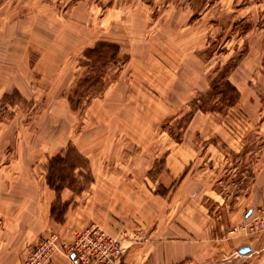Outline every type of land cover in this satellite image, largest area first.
I'll return each mask as SVG.
<instances>
[{
	"label": "rangeland",
	"instance_id": "1",
	"mask_svg": "<svg viewBox=\"0 0 264 264\" xmlns=\"http://www.w3.org/2000/svg\"><path fill=\"white\" fill-rule=\"evenodd\" d=\"M98 41L120 59L72 109ZM69 143L97 179L71 173V154L69 186L50 193L49 158ZM262 219L264 0H0V243L20 264H41L50 237L70 264L93 224L127 245L120 264H264Z\"/></svg>",
	"mask_w": 264,
	"mask_h": 264
},
{
	"label": "trees",
	"instance_id": "2",
	"mask_svg": "<svg viewBox=\"0 0 264 264\" xmlns=\"http://www.w3.org/2000/svg\"><path fill=\"white\" fill-rule=\"evenodd\" d=\"M119 59L120 45L115 42L98 41L83 51V58H81L80 61L81 64L85 65L88 69L85 74L77 79L68 94V101L72 109H77L82 102V95H78V90L81 88L85 90L93 87L97 88L101 83L100 68L110 64H116ZM225 83L234 93L238 94L236 87L231 84L229 80H226ZM200 107L201 106H199V108ZM71 154L76 157V159L69 165L71 173L76 167H81L86 169L88 177H90L87 158L80 151H78L73 144L69 143L64 150L51 156L48 161L46 182L48 186L56 192V194H59L64 187L69 186V183L66 182L67 176L62 174V167L63 164L67 162V158H71ZM69 180L74 182L72 174ZM55 210V204L52 203L50 207L51 215L56 221L62 222L63 211L55 212Z\"/></svg>",
	"mask_w": 264,
	"mask_h": 264
},
{
	"label": "built area",
	"instance_id": "3",
	"mask_svg": "<svg viewBox=\"0 0 264 264\" xmlns=\"http://www.w3.org/2000/svg\"><path fill=\"white\" fill-rule=\"evenodd\" d=\"M44 244L48 250L41 264H51L52 255L59 246L55 237L46 239ZM126 249L121 238L93 224L75 235L67 249V257L70 264H120Z\"/></svg>",
	"mask_w": 264,
	"mask_h": 264
},
{
	"label": "crops",
	"instance_id": "4",
	"mask_svg": "<svg viewBox=\"0 0 264 264\" xmlns=\"http://www.w3.org/2000/svg\"><path fill=\"white\" fill-rule=\"evenodd\" d=\"M86 157V156H85ZM87 158V157H86ZM88 160V170L90 172V181L89 183L92 185L95 183V179H97V176L96 174L94 173V170H93V166H92V160L91 158H87ZM122 178H129V179H134V177H137V179H140V171L137 170L134 172H130V173H126V175H124V173L121 175ZM46 181V179H45ZM47 184V182H46ZM127 186H126V189L129 190L130 188V183L129 182H126ZM137 188H136V195L138 196V200L140 201V184L138 183L137 184ZM47 187H48V184H47ZM134 188V187H133ZM48 191H53V194H54V190L51 189L50 187H48ZM137 209L135 211H140V203H138L137 205ZM47 213L48 215H51L50 213V206H48L47 208ZM67 223V220L64 221L63 223H58L59 227H64V225ZM8 244L7 245H3V247L1 246V243H0V264H20L22 262V253L19 249L18 250V245L16 244L17 242L16 241H13V239L10 238V240H8L7 242ZM24 248V246H23ZM25 250V249H24ZM135 256V255H134ZM136 257V256H135ZM134 258V257H132ZM63 258L60 256V255H54L51 262L52 264H62L63 263Z\"/></svg>",
	"mask_w": 264,
	"mask_h": 264
},
{
	"label": "water",
	"instance_id": "5",
	"mask_svg": "<svg viewBox=\"0 0 264 264\" xmlns=\"http://www.w3.org/2000/svg\"><path fill=\"white\" fill-rule=\"evenodd\" d=\"M251 250V247L248 245H242L238 248V253L245 254Z\"/></svg>",
	"mask_w": 264,
	"mask_h": 264
}]
</instances>
